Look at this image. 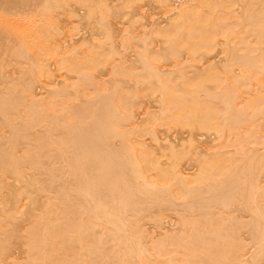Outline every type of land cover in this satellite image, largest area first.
<instances>
[{
    "label": "bare ground",
    "instance_id": "bare-ground-1",
    "mask_svg": "<svg viewBox=\"0 0 264 264\" xmlns=\"http://www.w3.org/2000/svg\"><path fill=\"white\" fill-rule=\"evenodd\" d=\"M0 264H264V0H0Z\"/></svg>",
    "mask_w": 264,
    "mask_h": 264
}]
</instances>
